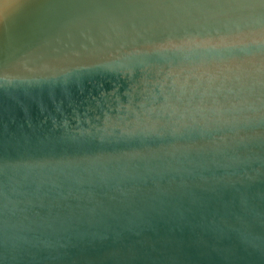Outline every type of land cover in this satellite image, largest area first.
Returning a JSON list of instances; mask_svg holds the SVG:
<instances>
[{"label": "water", "instance_id": "water-1", "mask_svg": "<svg viewBox=\"0 0 264 264\" xmlns=\"http://www.w3.org/2000/svg\"><path fill=\"white\" fill-rule=\"evenodd\" d=\"M0 264H264V0H0Z\"/></svg>", "mask_w": 264, "mask_h": 264}]
</instances>
